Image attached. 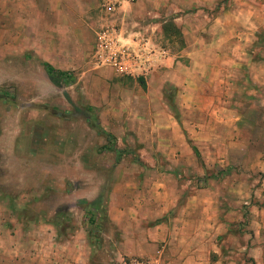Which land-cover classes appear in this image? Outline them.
<instances>
[{
    "label": "crops",
    "instance_id": "obj_1",
    "mask_svg": "<svg viewBox=\"0 0 264 264\" xmlns=\"http://www.w3.org/2000/svg\"><path fill=\"white\" fill-rule=\"evenodd\" d=\"M91 1L0 0V14L7 16L6 21L22 23L23 37L65 38L67 32L73 49H92L90 15L94 0L92 4ZM179 1L168 6L179 14L151 22L135 14L141 1L131 9L124 7L129 2L122 3L117 11L121 14L120 38L131 47L139 45L145 60L126 74L105 66L116 74L136 76L138 89L123 88L116 97L108 92L105 81V124L100 129L109 133L115 144L141 153L165 154L162 160L179 169L176 174L154 170L157 182L166 180L171 185L157 189L153 199L157 210H147L144 215L146 220H153V226L142 227L133 195L123 205V183L128 174L113 173L109 179L94 175V181L103 182L98 192L79 198V193L69 194L65 189V182L74 179L72 174L69 179L61 176L60 157L49 164L56 168L47 170L43 154L33 160L13 154L17 164L10 169L8 151L0 157V250L5 254L26 253L29 261L39 259L41 264H89L95 244L86 231L78 230L76 223L67 222L65 212L82 204L96 210L102 202L116 234L112 242L119 257L146 256L147 248L156 250L153 241L168 234L171 251L161 260L160 254H149L156 264H264V175L255 189L254 175L248 172L264 163V157L257 158L264 156V144L256 149L245 147L249 151L261 150L255 159L253 153L245 158L229 156L231 145L240 144L231 139L242 134L246 113L242 112L241 102L253 100L251 86L260 87L264 101V55L255 53L257 49H248L260 25V19L253 16L260 15L264 0H228L227 9L210 18L202 15L201 9L190 12L189 8L213 0ZM165 23H171L179 37L167 32ZM176 40L179 45L173 49ZM61 44L59 49L67 48ZM38 49L45 48L39 45ZM43 63L65 71L75 68L73 62L66 64L59 57L44 59L41 65L46 75ZM189 133L194 135L197 147L189 146ZM103 140L106 142L104 137ZM38 145L41 147L43 142ZM176 151L189 155L194 166L188 168L183 159L173 158ZM210 163L243 168L242 172L208 177L204 171ZM148 164L161 166L162 162L154 163L152 159ZM190 170L204 185L192 190L177 187L180 175ZM143 171L139 169L134 177L145 180ZM48 172L51 173L47 175ZM26 182L33 183L30 189L22 188ZM252 194H256L258 202H251ZM73 195L78 199L69 201ZM209 254L213 255L211 260Z\"/></svg>",
    "mask_w": 264,
    "mask_h": 264
},
{
    "label": "rangeland",
    "instance_id": "obj_2",
    "mask_svg": "<svg viewBox=\"0 0 264 264\" xmlns=\"http://www.w3.org/2000/svg\"><path fill=\"white\" fill-rule=\"evenodd\" d=\"M102 1L94 0L91 8L92 40L95 32L101 26L111 25L118 29L120 25L121 14H118V8L113 12L105 13L101 5ZM137 1H141V4H138L135 14L145 17L147 22L157 18L167 19L174 13L179 14L177 11L172 12V6L168 7L170 3L178 0H152V2L151 0H133L126 3L124 7L129 9ZM158 1L161 3H157ZM227 6L228 0H213L210 4L191 6L189 11L195 12V10L201 9L200 13L210 18V16L226 10ZM259 13L261 16L259 14L253 16L255 20L260 19V25L248 49H257L254 52H258L260 56L264 55V50L260 52L261 49H264V7ZM242 14L245 16V13ZM6 18V15L0 14V157L3 156V153L7 155L10 151L11 155L9 154L8 159L10 160L9 168L12 169L17 164L13 154L24 155L32 160L43 154L48 164L47 170L56 168L49 164L57 162L60 157L61 176L69 179L72 174V179H74L65 182V189L69 194L79 193V198H88L98 192L99 186L103 182L102 179L94 181V175L97 177L105 175V178L109 179L110 174L113 173L128 174L129 176L123 183L125 189L123 205L127 204L129 195H133L136 203V205L134 204L135 213L143 219L141 220L142 227L145 228L148 224L153 226V220H146L144 215L147 210L149 213L157 210V205L153 202L157 195V189H164L171 185L166 180H163L162 183L157 182L154 170L176 174V170L179 171V169L162 160L161 156H166L165 154L161 155V153L150 151L141 153L115 144L113 138H107L105 135L107 132L100 129L105 124V81L108 82V92L118 97L123 88L132 91L138 89V83L134 79L136 76L120 75L110 69H105V66H94L92 62L93 49H73L67 32L65 38H60L59 35L53 38H27L21 36L22 23L9 22L5 20ZM16 26L17 28H15ZM164 29L170 31L166 26ZM11 33L17 35L12 36ZM162 40L165 41V37ZM61 43L65 44L67 48L59 49L62 47ZM39 45L45 49H38ZM178 45L179 42L176 40L173 49ZM56 57L63 59L66 64L73 62L75 68L66 70L70 72L71 83L62 82L57 86L49 81L41 61L44 59L50 61ZM254 60L258 59L254 58ZM251 87L255 94L253 100L241 102L242 112L246 113L241 125L242 134L236 138L234 136L233 139H225L227 141L231 139L235 143L240 142L237 146L231 145L232 150L229 149V156L233 158H245L253 153L252 158L255 159L256 153H261V150L249 151L245 150V147L249 145L256 149L262 148V144H264V101L261 97L260 87ZM137 106L139 107V103ZM188 140L189 146L197 147L199 145L191 133L188 134ZM38 142H43V145L40 147ZM107 143H111L115 151L102 147ZM171 156L183 159L188 168L194 166L189 162L187 154L176 151ZM262 157L264 156H257L259 159ZM152 159L154 163L155 160L161 161V166L149 165L148 163L152 162ZM262 163L248 171L254 175V188L260 185L259 180L264 175V163ZM39 166L41 164L36 165L35 170ZM141 168L146 175L145 180H137L134 177ZM242 168L240 165L221 166L210 163L206 165L204 174L208 177L218 178L232 172H242ZM50 173L48 172L47 175ZM195 175L193 170L186 171L185 175H180L177 187L185 186L186 190H192L197 186H203L204 183L198 182V177ZM89 177L92 179L89 180ZM107 183L109 184V182ZM32 184V182H26L22 184V188L30 189ZM55 186L57 187V182ZM262 191V202H264L263 187ZM77 199L73 195L69 201ZM257 199L256 194H252L251 202L253 200L256 203ZM144 200L150 202H144ZM100 206L101 208L93 210L94 214L90 213L91 208L85 204L74 206L69 210L70 212L68 210L65 212L67 222L76 223L78 230L86 231L89 239L95 244L89 264H156L149 254L157 256L160 254L161 260L162 256L164 257L171 251V237L167 234L165 237L153 241L156 244V250L150 251L147 248L146 256L119 257L113 249L112 242L116 234L112 232L111 225L107 221L105 205L101 202ZM174 211L175 208H173ZM91 217L95 220L92 225H89ZM136 224L138 225L137 222ZM144 232L148 233V231ZM146 240L150 242L149 234H147ZM21 248L23 249V247ZM25 254L7 255L4 250H0V264H41L39 259L29 261L28 254ZM212 258L213 255L209 254V259Z\"/></svg>",
    "mask_w": 264,
    "mask_h": 264
},
{
    "label": "built area",
    "instance_id": "obj_3",
    "mask_svg": "<svg viewBox=\"0 0 264 264\" xmlns=\"http://www.w3.org/2000/svg\"><path fill=\"white\" fill-rule=\"evenodd\" d=\"M133 0H103L104 12H113L122 3ZM139 43V42H138ZM92 60L97 66L112 67L119 73H131L137 66H141L144 59L139 45L131 47L124 43L118 29L111 25L101 26L94 34ZM139 49V50H138Z\"/></svg>",
    "mask_w": 264,
    "mask_h": 264
},
{
    "label": "trees",
    "instance_id": "obj_4",
    "mask_svg": "<svg viewBox=\"0 0 264 264\" xmlns=\"http://www.w3.org/2000/svg\"><path fill=\"white\" fill-rule=\"evenodd\" d=\"M163 26L164 27L165 26L168 27L170 29V31H169L170 33L174 34L176 37H179V31L175 27H173L171 23H165ZM43 66H44V69H45V71H46V73L48 75L49 80L53 84L59 86L62 82L63 83H69L71 81L70 72L53 68L48 63H43ZM140 81L141 80H139V82ZM105 135H106L107 138L108 137H111L112 138V136L109 133H106ZM103 147L105 149H107V150L115 151L113 149L111 143L110 144L107 143V145L106 146L103 145ZM193 153L195 154L196 157L199 156L198 151L195 148H193ZM90 210H91L90 213L94 214L95 211H93L92 209H90ZM94 220L95 219L93 217H91V219L89 220V225H92L94 223Z\"/></svg>",
    "mask_w": 264,
    "mask_h": 264
}]
</instances>
